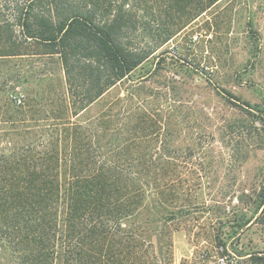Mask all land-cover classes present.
I'll return each instance as SVG.
<instances>
[{"label": "trees", "instance_id": "16d2710c", "mask_svg": "<svg viewBox=\"0 0 264 264\" xmlns=\"http://www.w3.org/2000/svg\"><path fill=\"white\" fill-rule=\"evenodd\" d=\"M221 1L0 0V58L35 44L56 68L39 82L62 85L0 118V264H170L178 221L250 223L207 193L213 168L264 153V96L250 104L205 79L236 111L227 117L191 109L165 76L200 74L164 47ZM254 204L264 228V172ZM244 256L264 264V252Z\"/></svg>", "mask_w": 264, "mask_h": 264}, {"label": "rangeland", "instance_id": "374dc122", "mask_svg": "<svg viewBox=\"0 0 264 264\" xmlns=\"http://www.w3.org/2000/svg\"><path fill=\"white\" fill-rule=\"evenodd\" d=\"M247 18L253 19L254 31L260 35L258 57L257 44L251 42L245 26ZM173 48L176 57L169 54L172 59H180L200 73L192 74L178 65L167 66L165 73V76L183 82V96L191 109L205 106L227 117L237 115L233 108L215 96L214 85L210 86L205 79L250 104L259 103L264 96V0H222L164 47ZM41 51L39 46L29 43L18 49L16 57L0 58V118L10 117L12 105H23L27 99L34 110V103L44 89L49 88L51 93L60 95V82L50 85L38 80L56 71L48 58L40 56ZM126 87L120 86L111 93L122 95ZM14 99L20 102H14ZM215 148H220L218 140ZM263 172L264 153L260 150L239 168L227 164L213 168L211 180L216 176L218 179L215 190L207 193L208 199H223L224 206L239 209L250 223L237 228L239 213L236 218L230 214V221L224 225L214 222L206 213L178 221L172 235L170 264H248V256L244 255L264 252V228L257 225L254 211ZM218 238H223L226 251L217 245Z\"/></svg>", "mask_w": 264, "mask_h": 264}, {"label": "built area", "instance_id": "2783aa9c", "mask_svg": "<svg viewBox=\"0 0 264 264\" xmlns=\"http://www.w3.org/2000/svg\"><path fill=\"white\" fill-rule=\"evenodd\" d=\"M19 101V100H18ZM20 102V101H19Z\"/></svg>", "mask_w": 264, "mask_h": 264}]
</instances>
